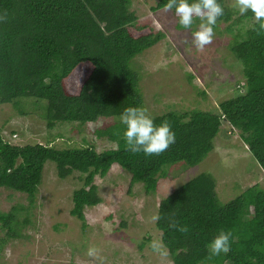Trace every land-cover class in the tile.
<instances>
[{
	"label": "trees",
	"instance_id": "16d2710c",
	"mask_svg": "<svg viewBox=\"0 0 264 264\" xmlns=\"http://www.w3.org/2000/svg\"><path fill=\"white\" fill-rule=\"evenodd\" d=\"M218 2L224 14L215 27L229 23L222 31L253 16L250 10L236 16L239 10L226 0ZM167 3L158 0L155 10ZM132 4L133 0H0V11L9 13L0 23V104H13L22 114L27 113L25 105L41 109L49 129L76 122L81 131L85 124L105 119L94 133L115 143L101 151L86 138L70 148L53 145L52 140L15 144L0 126V188L35 197L48 162L56 163L61 178L79 171L86 174L85 182L74 193L71 213L85 220V208L102 202L97 174L105 176L118 165L129 173L131 186L141 183L151 194L167 176L166 165L201 163L227 123L240 130L250 157L264 169V30L258 22L245 32L239 29V38L229 44L245 78L239 93L221 101L220 110L151 115L156 124H170L175 143L152 156L128 149L120 115L129 106L146 108L136 57L165 37L151 19L141 20ZM216 186L212 174L202 173L162 199L155 227L168 255L174 264H264V187L253 184L225 202ZM17 210L25 207L0 213L9 227L3 242L21 237ZM221 229L232 233L231 250L212 256L207 245Z\"/></svg>",
	"mask_w": 264,
	"mask_h": 264
},
{
	"label": "rangeland",
	"instance_id": "374dc122",
	"mask_svg": "<svg viewBox=\"0 0 264 264\" xmlns=\"http://www.w3.org/2000/svg\"><path fill=\"white\" fill-rule=\"evenodd\" d=\"M226 1L238 10L236 0ZM157 3L133 0L132 4L141 20L151 19L165 33L157 45L138 55L134 64L142 76L144 107L150 115L172 110H220L221 101L239 93L245 83L242 66L234 60L229 44L239 38V29L245 32L257 21L254 16L250 21L238 20L231 31L221 30L229 23L214 26L212 43L197 51L191 41L200 21L195 19L192 29L185 30L173 10H155ZM25 106L27 113L22 114L13 104H0V126L12 143L52 140L53 145L70 148L86 138L97 151L115 146L94 133L96 127L104 126L105 119L85 124L81 131L76 122L49 129L41 109ZM163 171L167 176L160 178L158 190L151 194L141 183L131 186L129 173L118 165L105 176L97 174L102 202L85 208V220L71 213L74 193L85 182L86 174L81 176L79 171L61 178L56 163L48 162L35 197L1 187L0 213H8L17 205L25 210H17L19 238L3 242L9 227L0 220V264H174L164 245L166 256L150 247L152 240L161 241L155 220L164 197L202 173L214 176L218 195L225 202L253 184L264 187V169L250 157L240 130L229 123L224 124L214 150L201 163L190 167L179 162L166 165ZM90 246L98 249L97 258L86 255Z\"/></svg>",
	"mask_w": 264,
	"mask_h": 264
},
{
	"label": "clouds",
	"instance_id": "9594fccd",
	"mask_svg": "<svg viewBox=\"0 0 264 264\" xmlns=\"http://www.w3.org/2000/svg\"><path fill=\"white\" fill-rule=\"evenodd\" d=\"M165 10H174L179 25L183 29H192L196 18L200 23L192 32V45L197 51H202L214 39V26L218 18L223 16L224 9L218 0H168ZM236 7L241 15L249 10L259 23V30H264V0H236ZM7 10L0 11V23L8 19ZM120 122L125 126L123 137L128 149L133 153H143L146 156L159 155L175 143L176 136L170 124L164 121L155 123L146 108L129 106L120 115ZM159 179V184H160ZM159 188V186H158ZM158 190V189H157ZM232 233L223 229L209 241L207 247L212 256L227 254L231 250ZM152 250L162 256L167 251L159 240H152ZM88 257L97 258L98 249L90 246L87 249Z\"/></svg>",
	"mask_w": 264,
	"mask_h": 264
}]
</instances>
